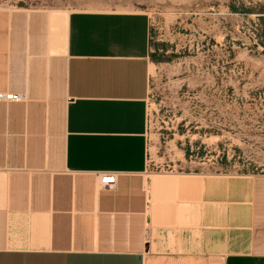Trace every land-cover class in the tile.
I'll use <instances>...</instances> for the list:
<instances>
[{"label":"crops","instance_id":"obj_1","mask_svg":"<svg viewBox=\"0 0 264 264\" xmlns=\"http://www.w3.org/2000/svg\"><path fill=\"white\" fill-rule=\"evenodd\" d=\"M150 34L0 9V264H264V176L148 171Z\"/></svg>","mask_w":264,"mask_h":264},{"label":"rangeland","instance_id":"obj_2","mask_svg":"<svg viewBox=\"0 0 264 264\" xmlns=\"http://www.w3.org/2000/svg\"><path fill=\"white\" fill-rule=\"evenodd\" d=\"M15 7L146 13L148 171L264 176V0H0Z\"/></svg>","mask_w":264,"mask_h":264},{"label":"built area","instance_id":"obj_3","mask_svg":"<svg viewBox=\"0 0 264 264\" xmlns=\"http://www.w3.org/2000/svg\"><path fill=\"white\" fill-rule=\"evenodd\" d=\"M22 100L23 96L19 94L0 92V102H20ZM96 179L98 180V187L105 190L112 189L116 182L115 175L110 173H98L96 174Z\"/></svg>","mask_w":264,"mask_h":264},{"label":"trees","instance_id":"obj_4","mask_svg":"<svg viewBox=\"0 0 264 264\" xmlns=\"http://www.w3.org/2000/svg\"><path fill=\"white\" fill-rule=\"evenodd\" d=\"M228 8L230 12L232 13L237 11V9L232 5H229ZM241 11H244V13L250 12V11H245V10H241ZM257 19H258V25L256 26V29L254 30L256 46H259L262 48V53L264 55V16H259Z\"/></svg>","mask_w":264,"mask_h":264}]
</instances>
